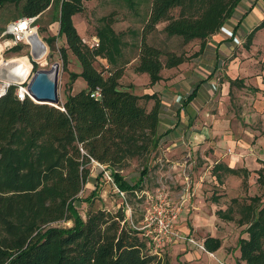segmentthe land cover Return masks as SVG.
Masks as SVG:
<instances>
[{
	"label": "trees",
	"instance_id": "trees-1",
	"mask_svg": "<svg viewBox=\"0 0 264 264\" xmlns=\"http://www.w3.org/2000/svg\"><path fill=\"white\" fill-rule=\"evenodd\" d=\"M84 0H0V9L14 4L20 17H36L52 9V21L59 24L58 35L65 39L60 50L64 69L66 50L78 60L79 73L69 72L74 81L82 77L85 87L68 93L57 105L37 103L30 97L19 100L16 85L11 84L0 97V264H162L150 251L139 230L127 221L124 210L115 213L103 209L89 211L83 219L77 203L80 191L89 179L91 159L110 170L120 191L141 189L146 169L135 182L126 180L117 170L129 159L143 156L157 145L161 103L155 93L136 95L120 85L124 66L98 69L100 46L89 48L82 42L72 16L83 9ZM149 9L142 26L138 63L135 72L147 73L150 84L161 79L163 67L177 66L183 57L165 54L147 42V35L160 23L168 36H179L187 43L200 40V47L235 14L241 0H148ZM177 10V14H173ZM264 27V20L253 31ZM246 36L247 44L253 35ZM10 37L9 34H5ZM55 38L47 39L53 45ZM22 44L13 45L18 50ZM67 69V68H66ZM231 85L237 79L229 80ZM94 92L99 96L95 97ZM196 93L188 95V101ZM154 100L147 110L139 101ZM218 165L213 167L216 171ZM227 172L236 171L226 168ZM102 176L100 172L95 179ZM258 181L264 186V177ZM95 188L90 195L95 194ZM215 198H219L216 196ZM260 195L239 202L232 198L226 209H218L221 219L244 225L247 236L237 245L240 259L247 264H264V203ZM232 204L236 205L233 206ZM71 221L70 226L59 222ZM217 237L204 239L206 250H217Z\"/></svg>",
	"mask_w": 264,
	"mask_h": 264
},
{
	"label": "rangeland",
	"instance_id": "rangeland-1",
	"mask_svg": "<svg viewBox=\"0 0 264 264\" xmlns=\"http://www.w3.org/2000/svg\"><path fill=\"white\" fill-rule=\"evenodd\" d=\"M148 9V0H84L82 11L72 16L73 25L81 38L95 36L99 39V48L105 57L97 54L94 62L96 67L102 69L107 66L110 70L118 65L124 66V74L120 79V85L122 88L136 95H143L149 91L155 90V86L152 88L154 84H150L149 75L145 72H135L134 69L138 63L137 56L139 52L140 35ZM51 10L52 9L47 10L39 19L38 23L35 24L33 22L38 37L43 41L46 47V52L37 59L33 58L31 45L28 43L22 44L21 47L15 51L9 48H2L3 41L10 38L5 35L7 34V25L11 21L19 18V9L14 4H6L0 9V67L4 62L18 57H25L31 66L30 72L25 76L26 78L21 81L27 84L36 70H51L52 66L57 64L59 67L58 97L60 102H63L66 94L72 90L73 86H75L77 90H80V87L85 85V81L82 77H78L74 81L70 79L69 72L79 73L81 67L76 57L69 49L66 50L67 69H64L60 50L65 46V39L62 35H58L59 24L52 21L53 12ZM173 14H177V10H174ZM164 24L165 23H160L157 28L146 37L150 45L162 50V62H165V54L167 53L180 55L184 59H190L196 56V54L193 55V53L196 52V49L199 47L200 40L195 39L185 43L179 36H168L163 30ZM225 36L227 35L225 34ZM51 37L55 38L54 43L53 45H48L47 39ZM239 41L241 44H245L246 39L243 42L240 39ZM186 53H188L189 56H187L188 54ZM190 62H193V60ZM196 66V63L193 64V68H196ZM172 72L173 71H171V74ZM160 74L163 77V81L159 83L158 90L163 89V87L171 88L169 85L170 82L167 81L170 77L168 76V68L163 67ZM75 82L76 84L73 85ZM163 83L166 84L163 85ZM80 84H82V86H80ZM177 89L179 90L178 92H181L183 101L175 103V106H178V110L181 111L186 107L184 99L188 91L187 89L183 90V88H179V86H177ZM161 94L163 97H166L164 94L167 95L168 92L163 90ZM234 99L235 100L232 102L235 104L242 98L238 100V98L234 96ZM206 101H208V99ZM212 102H216V100L214 99ZM139 103L149 110L153 106L154 100L152 101L151 99L146 101L141 99ZM172 104L173 102L170 103V106ZM174 110H176V107ZM165 114L169 116L172 113L170 110H162L161 112L158 125L159 129L157 127L155 134V138L159 135L157 145L151 147L143 156L129 159L121 169L117 170L126 180L135 182L139 178L141 171L146 169L147 173L142 180L141 189L134 191V193H125L124 198H122L117 193L113 183L105 179L103 175L95 179L100 172L91 161L87 166L90 171L88 182L83 185L79 193L81 198L89 197L90 200L77 203L79 214L85 219L89 211L103 209L107 212L115 213L117 210L123 208L129 224H131L134 229L138 230L136 227H142L144 215L157 200L158 194L163 193L166 196V200L172 206H181L179 213L180 223L178 224V221H176L174 224L180 227H182L181 225H184V227L185 225L188 226L189 230L187 231H189V234L203 244V238L211 233L215 237L221 238L222 248L224 252H226V256L217 250H212L214 254L211 252H209L211 253L209 254L200 250L202 253L200 259H195L196 261L200 260L199 264H221L222 262L223 264H247L239 257L240 253L237 241L240 236L244 237L247 236V234L243 231L245 226H240L237 223L239 217L237 212L233 214L234 219L232 220L221 219L217 214L213 213L212 210L205 216H202V213H197L198 216H195L192 212V206L203 203L202 201H195V199L197 197L196 194L202 195L204 189V206L208 202L211 204L210 200H212L210 194L206 192L214 190V193H219V195L216 194V196H219V200H215V211L218 210L217 208L219 206H222V209H226L232 198H237L239 202L242 203L245 200L247 201L249 196L260 195L262 198L261 202L264 203V186L261 184L259 185L257 175H253L250 180L251 184L247 186H243L242 184L239 186L238 179L233 182L227 181V183L225 179L221 185H216L214 181L219 180L214 177L215 173L212 171L213 163L205 161V164H203L204 161H200V158L195 159V162L192 163L189 158L186 157V151L177 152L170 146L168 142L169 139L166 138V134L163 133V128H165L166 125L176 123V118L173 116V119H171L166 117ZM163 134H165V136ZM185 157L187 158L186 161ZM258 161L262 163V159H258ZM95 180L97 182V189L94 195H90L91 191L96 186ZM229 187L231 189H229ZM196 190L197 192L195 193ZM186 199L188 201L187 207L185 208L182 202ZM210 204H208V206H210ZM232 205L236 207V205ZM204 206L202 207L205 208L206 206ZM203 208L201 209L202 211H204ZM201 210L198 209V211ZM202 223L206 224V227H200ZM71 224V221H62L58 223V225L66 227ZM183 231L185 232L186 230ZM139 232L140 236L148 242L145 230L140 229ZM184 232L180 231V234L184 236L187 235ZM178 241L183 243L187 248L190 246L192 247V245L185 240L180 239ZM169 242H173V240ZM149 246L150 244H148V247ZM177 252L173 253L172 261L170 260V256L161 259L162 264H171V262L172 264H189V262L180 261L179 257L183 255ZM197 252L199 253V251ZM154 253L157 254L158 251Z\"/></svg>",
	"mask_w": 264,
	"mask_h": 264
},
{
	"label": "crops",
	"instance_id": "crops-1",
	"mask_svg": "<svg viewBox=\"0 0 264 264\" xmlns=\"http://www.w3.org/2000/svg\"><path fill=\"white\" fill-rule=\"evenodd\" d=\"M263 20L264 0H241L235 14L224 24L223 28L211 35L204 46L200 47L199 44L196 52L193 53L196 56L190 59L185 58L177 66L168 68L170 77L167 81L170 82L171 88L163 87L158 90L159 83L163 81L160 74L161 79L152 85V88L155 86V90L145 93H156L160 100L162 108L160 107L159 122L162 110H170L172 113V116L165 114L166 117L173 119L174 116L176 118V123L163 128V133L169 139L170 146L177 152L186 151V157L192 163L195 162V159L200 158V161H204L203 164L207 161L213 163V167L218 165L216 171L212 167L215 179L220 181V183L217 180L214 181L218 186L225 179L226 183L238 179L239 186L241 184L247 186L251 184L250 180L253 175L259 177L261 174L264 177V27L253 31ZM251 31H253V35L247 44L235 43L231 39L232 36L229 35V32H232V35L243 42ZM191 60L193 62H190ZM195 63L197 66L193 68ZM171 71H173L172 74ZM230 79H237L238 82L231 85ZM75 84L76 82L73 85ZM177 86L188 91L184 99L186 107L181 111L178 110V106H175L176 97L181 96ZM84 87L85 85L80 88ZM194 89H196V93L188 101V95ZM78 90L73 86L69 93H75ZM163 90L168 92L167 95L164 94L166 97L161 94ZM234 96L238 100L242 99L234 104L232 102L235 100ZM212 98L216 102H212ZM207 99L208 101H206ZM171 102L173 104L170 106ZM175 107L176 110H174ZM157 127L159 129V126ZM165 134L163 135L165 136ZM258 159H262V163ZM226 168L236 172H227ZM229 189L231 188L229 187ZM202 193V195L196 194L195 201L203 203L192 206L193 214L198 216L199 213H202V216H205L211 212L210 210L216 214L215 200L219 199L215 197L219 193H214V190L206 192L212 198L211 204L208 202L206 207L204 206L205 189ZM187 201L186 199L182 202L185 208ZM202 208L204 211L201 210ZM217 209H222V206ZM176 221L178 224L180 223L179 215L173 222V229L178 232L186 230L184 233L190 235L187 231L189 227L186 225L180 227L174 224ZM200 227H206V224L202 223ZM208 236L215 237L212 233ZM197 249L193 246L187 248L178 240H173V242H167L157 254L160 259L170 256L172 261L173 253L178 251V254L183 255H180V261L199 264L200 260L196 261L195 259H200L202 253L200 249ZM217 251L226 256V252L222 248V241Z\"/></svg>",
	"mask_w": 264,
	"mask_h": 264
},
{
	"label": "built area",
	"instance_id": "built-area-1",
	"mask_svg": "<svg viewBox=\"0 0 264 264\" xmlns=\"http://www.w3.org/2000/svg\"><path fill=\"white\" fill-rule=\"evenodd\" d=\"M36 17H20L16 20L11 21L7 25V34L10 35V38L6 41H3V49L11 48L16 44H30L25 33L26 25L28 27H34L33 22ZM223 28V27H222ZM229 35L232 36V39L235 43H239V38L235 35H232V32H229ZM82 42L86 44L89 48L99 47V39L95 36L90 38H82ZM11 84L16 85V97L19 100H23L25 97H30L27 89V84L24 81L12 83L10 81L0 79V97L5 95L9 86ZM215 87V86H214ZM95 97L99 96L98 92H94ZM182 100V97L178 95L176 97V102ZM95 164L99 172H102V175L105 179L113 183L110 170L106 168L105 165L91 159ZM117 193L124 198L125 192L120 191L117 186L113 183ZM181 206H172L167 200L166 196L163 193H159L157 200L151 205L147 213L144 215L142 227H136L138 230H145V235L148 238V244H150L149 249L152 252H157L163 245H165L170 240H185L190 245L209 253L206 250L204 244L194 238L192 235H182L180 232L173 229V222L177 219L180 213ZM211 254V253H209Z\"/></svg>",
	"mask_w": 264,
	"mask_h": 264
},
{
	"label": "water",
	"instance_id": "water-1",
	"mask_svg": "<svg viewBox=\"0 0 264 264\" xmlns=\"http://www.w3.org/2000/svg\"><path fill=\"white\" fill-rule=\"evenodd\" d=\"M32 56L35 58L34 53H32ZM58 76L59 67L57 64H54L51 70H36L27 83L30 98L37 103L60 104L57 90ZM0 79L10 81L3 71L0 72Z\"/></svg>",
	"mask_w": 264,
	"mask_h": 264
},
{
	"label": "bare ground",
	"instance_id": "bare-ground-1",
	"mask_svg": "<svg viewBox=\"0 0 264 264\" xmlns=\"http://www.w3.org/2000/svg\"><path fill=\"white\" fill-rule=\"evenodd\" d=\"M25 33L31 45L32 53L35 54V58L39 59L46 52L43 41L38 37L37 30L34 27L26 25ZM30 66L25 57H18L4 62L0 67V72L3 71L10 82H20L30 72Z\"/></svg>",
	"mask_w": 264,
	"mask_h": 264
}]
</instances>
